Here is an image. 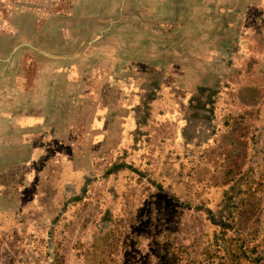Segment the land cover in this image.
<instances>
[{
  "label": "rangeland",
  "instance_id": "rangeland-1",
  "mask_svg": "<svg viewBox=\"0 0 264 264\" xmlns=\"http://www.w3.org/2000/svg\"><path fill=\"white\" fill-rule=\"evenodd\" d=\"M0 264H264V0H0Z\"/></svg>",
  "mask_w": 264,
  "mask_h": 264
},
{
  "label": "crops",
  "instance_id": "crops-1",
  "mask_svg": "<svg viewBox=\"0 0 264 264\" xmlns=\"http://www.w3.org/2000/svg\"><path fill=\"white\" fill-rule=\"evenodd\" d=\"M212 1L214 2V0H212ZM211 7L212 8L214 7L213 4ZM69 78H70V80H72L71 78H74V76H69ZM68 92H70L69 95L68 94H65V95L59 94L58 96L62 97V98H72V97L76 96L70 90ZM109 94H110V91L108 89H106L105 91L101 90V93H100L101 102H100L99 106H97V109H96L95 122H94V125L92 126L94 129V133H90L91 136L96 135V136H101L102 138L103 137L106 138L105 129H108L107 124H108V119L110 116L109 115V107H108V106H110L109 105V103H110ZM92 96L93 95H91V97ZM96 96H98V95H96ZM42 98H44V95H42L40 93V138L43 137V135H44L43 130L47 127V125H46L47 121H45L44 119H45V115L48 114V109L45 110V107L43 106V103L41 102ZM127 99H130V97H128ZM118 102L119 103L122 102L123 105H121V107L123 108V106L126 105L127 101L125 102L123 100L122 101L118 100L117 103ZM68 104H69V106H72V105H70L69 101H68ZM127 108L128 109H125V107L123 108V113H122L123 116L118 115L117 118L114 117V119L117 120V122H120V124H121L120 129L124 130L125 132H127L132 127V125H131L132 111H131V108H129V107H127ZM58 122H60V124L63 123V125H60V124L58 125ZM58 122H55L58 125V127L61 128L64 126V122H62V120L58 121ZM73 122H74L73 118L71 119V117L68 116V124L66 127L67 130H71ZM65 125H66V122H65ZM48 127H49V125H48ZM126 137H127V135H125L124 138H126Z\"/></svg>",
  "mask_w": 264,
  "mask_h": 264
}]
</instances>
